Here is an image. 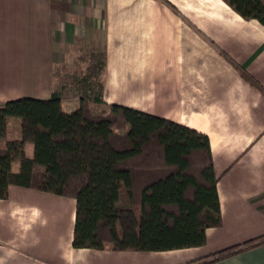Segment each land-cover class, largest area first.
Returning a JSON list of instances; mask_svg holds the SVG:
<instances>
[{
  "label": "crops",
  "instance_id": "obj_1",
  "mask_svg": "<svg viewBox=\"0 0 264 264\" xmlns=\"http://www.w3.org/2000/svg\"><path fill=\"white\" fill-rule=\"evenodd\" d=\"M99 47L102 100L183 124L210 143L221 224L197 247L74 248L75 200L10 185L0 264H192L264 235V26L223 0H0V103L48 98L54 69ZM61 105L72 111L78 105ZM20 137L19 119L6 134ZM17 136V137H16ZM30 157L33 146L25 144ZM205 264H264V242Z\"/></svg>",
  "mask_w": 264,
  "mask_h": 264
},
{
  "label": "trees",
  "instance_id": "obj_2",
  "mask_svg": "<svg viewBox=\"0 0 264 264\" xmlns=\"http://www.w3.org/2000/svg\"><path fill=\"white\" fill-rule=\"evenodd\" d=\"M223 1L264 26V0ZM97 86L72 111L63 109V94L56 90L48 98L0 103V199L10 185L73 198L74 248L166 251L203 245L206 228L221 224L208 137L154 114L108 104L102 100V83ZM10 117L19 119L20 138L3 142ZM27 143L33 146L30 157ZM122 188L125 204H120ZM262 242L264 235L192 264Z\"/></svg>",
  "mask_w": 264,
  "mask_h": 264
},
{
  "label": "rangeland",
  "instance_id": "obj_3",
  "mask_svg": "<svg viewBox=\"0 0 264 264\" xmlns=\"http://www.w3.org/2000/svg\"><path fill=\"white\" fill-rule=\"evenodd\" d=\"M99 49V47H94L90 51H84L76 56L75 62L70 65L62 64L54 69V86L56 91H60L63 94L65 106H72L74 101H79L81 96L87 95L86 92L91 87L98 88L97 84L101 79L99 65L102 58ZM90 105L92 111H99L97 105ZM13 134L14 129L11 128L2 141L4 142L7 138H11ZM17 136L19 139V134ZM119 197L120 204H125L126 196L123 188L120 190Z\"/></svg>",
  "mask_w": 264,
  "mask_h": 264
}]
</instances>
